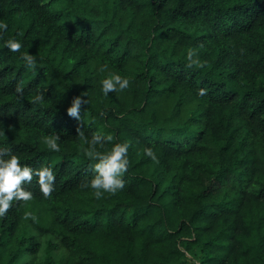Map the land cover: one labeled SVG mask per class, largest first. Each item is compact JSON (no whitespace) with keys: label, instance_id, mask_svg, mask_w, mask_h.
<instances>
[{"label":"trees","instance_id":"trees-1","mask_svg":"<svg viewBox=\"0 0 264 264\" xmlns=\"http://www.w3.org/2000/svg\"><path fill=\"white\" fill-rule=\"evenodd\" d=\"M0 22V147L56 176L0 216V264H264V0H0ZM96 134L129 144L101 198Z\"/></svg>","mask_w":264,"mask_h":264},{"label":"clouds","instance_id":"clouds-1","mask_svg":"<svg viewBox=\"0 0 264 264\" xmlns=\"http://www.w3.org/2000/svg\"><path fill=\"white\" fill-rule=\"evenodd\" d=\"M6 23L0 22V34L7 29ZM4 45L13 53L22 48V41L14 37L4 40ZM189 58L192 53H188ZM24 66L28 69H34L38 64L35 55L29 52L21 53ZM130 85V78L122 76L119 73H111L100 80V89L104 95L110 92H119L127 89ZM18 92H22L21 88H17ZM203 91V90H201ZM43 99L42 95H36L35 101ZM82 97L80 95L74 97L72 103L67 108L70 116L79 117ZM85 103V101H84ZM82 134V133H80ZM110 135L104 136L96 134L88 141V147L85 154L93 161L90 168L93 175L90 179L82 183L81 187L94 189L96 198H101L106 193L114 194L124 187L125 181L123 174L129 167V144L127 142H119L112 144L110 150L100 151L106 141H111ZM48 147L52 150L59 151L60 146L55 139L48 140ZM146 156L156 159V154L151 147H145ZM33 176L36 177L40 191L44 197L52 195L55 188V173L51 166H41L33 168L27 164H22L20 158L12 153L9 148L0 147V216L7 214L13 202L28 201L33 197L31 190L25 187L26 183L32 181Z\"/></svg>","mask_w":264,"mask_h":264}]
</instances>
